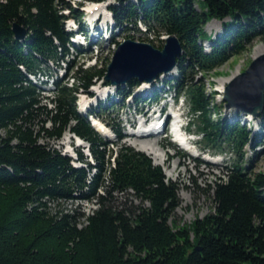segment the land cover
<instances>
[{"label": "trees", "instance_id": "obj_1", "mask_svg": "<svg viewBox=\"0 0 264 264\" xmlns=\"http://www.w3.org/2000/svg\"><path fill=\"white\" fill-rule=\"evenodd\" d=\"M84 1L106 0H79L75 7L66 0H0V264H264V174L224 165L212 189L213 213L171 226L176 185L144 153L120 144L117 124H109L115 142L91 125L89 117L103 121L118 102L77 110L78 95L92 96L89 89L106 74L69 61L70 47H77V58L87 53L65 29L68 19L79 23ZM115 2L107 7L114 29L142 24L144 33L179 40L180 78L171 87L186 100L188 122L194 121L205 150L222 154L227 147L239 155L245 146H263L264 109L256 136L238 121L213 119L217 108L195 76L240 55L255 39L264 41V0ZM211 21L221 24L218 36L205 34ZM13 23L26 30L23 40H15ZM110 42L118 46L113 34ZM50 65L64 75L58 78ZM47 83L50 108L42 94ZM138 83L117 86L115 96L132 97ZM151 85L146 101H157L160 91ZM67 131L87 144L89 156L75 150L79 166L50 145ZM129 196L140 204L133 206ZM75 201L96 208L87 215L50 208Z\"/></svg>", "mask_w": 264, "mask_h": 264}, {"label": "rangeland", "instance_id": "obj_2", "mask_svg": "<svg viewBox=\"0 0 264 264\" xmlns=\"http://www.w3.org/2000/svg\"><path fill=\"white\" fill-rule=\"evenodd\" d=\"M69 1L73 2L72 0ZM131 1L134 3L136 2V0ZM91 4H93V2L91 1L82 2V8L78 10L80 20L79 23L75 21V24H79V26H86V28L88 29L90 28L91 22L94 20L96 26V34L94 37L88 35L86 44H90V46L95 45L96 48H91L88 45V48H91L89 49L91 52H89L88 50H84L85 47L82 48V50L87 53L85 54V56L81 55L80 58H77V47H70L69 61L78 60L79 63H84L85 67H94L96 70L106 69L117 48L110 42L112 34L114 35V40L117 44L130 39L132 41L149 44L155 49H162L166 36L160 35L159 37H156V33H144L145 28L142 24H138L137 27L128 26L130 30L126 32L113 28L111 14L109 13L107 7L109 5H116L115 0L104 1L101 4L102 6L100 5V7L97 8V14H95L94 16H88V14H85V11H87V7ZM71 5L75 7V4L73 5L72 3ZM71 25V23L66 24L65 29L73 30ZM110 25L111 29L109 27ZM107 26L108 29L105 32ZM204 31L205 34H208L211 37L218 36L221 33V24L218 21H211L205 26ZM160 41H163V43H161ZM200 44L205 51H208L210 49V44L208 42L200 41ZM263 46L264 41L260 40L259 38L255 39L250 44V46L247 47L246 51H244L240 55L231 58L211 72L205 73L204 75L197 73L195 76V80L204 87L206 94L210 99L211 107L215 106L217 108L215 111H212V118H219L226 122L238 121L242 124H245L247 129L250 130L252 135L255 136L260 133V119L253 118L251 115H244L240 111H237L233 108L226 109L224 106L223 95L227 84L223 90L221 83L227 80L230 81L232 77H235L239 73H243L250 65L252 60L256 58L254 56V49ZM82 50L79 49V51ZM57 68L58 67H56L55 65H50L51 73L56 71L57 77L60 78L62 74L64 75V71L63 68L60 70ZM193 73L195 74V72ZM175 78H180V75L177 74L176 69L171 71L169 75H159L157 79L152 82V84L155 85V88L160 91V95L158 96H162L161 94L163 92L168 93L167 100H159L158 103V107L165 106L166 121L170 120V118L175 115L171 112L172 100L177 97V91L171 87ZM103 83H101L99 80L96 81L94 87L92 89H89V92L92 94V96L89 98L84 97V95H78L76 106L77 110L79 112L82 111L81 113H83V110H86L87 112V110L96 107L97 103L99 102H101L102 106L104 103H106L107 105L108 101L118 102V104L116 105L117 111L115 113L111 114V116L106 115L102 117L103 121L99 120V122H101L105 127L107 126L106 131L108 133L110 142H115L116 138L110 132L109 124L112 125L113 122L117 124L118 127L123 129V134H128V132L131 133L135 129L139 128V118H137L136 122L134 114H137V112L139 111H146L148 101H146L147 98H145V96H147V94L149 93L148 91L151 90L152 85L148 84L149 86H147L146 89L142 92L141 89H143V86H135L132 91V97L122 101L121 99H118L116 96L112 95L114 94L113 89H115V87L110 85L106 86ZM43 89L44 92H42V94L45 97L43 102L50 108L52 107V104L50 103V99H52V95H50L52 86L47 83L43 87ZM103 90H107L109 94H100L101 92H103ZM84 101H89L88 103L89 105L91 104V106L83 108V105L85 103ZM175 112L176 114L185 115L186 118L184 121L188 122L189 110L185 99L178 100ZM148 116L150 115L148 114ZM131 122H135L136 126H129ZM193 125L194 121H191V124L188 125L187 130L188 132L193 134V136H190V138L194 139V146L197 151L202 152V154H200L199 156H196L193 150H191L192 148L189 149L190 153H188L187 151L182 150L180 147H178L175 143L171 142L173 137L169 136L170 134L168 133V129H170V125L168 124L165 127L167 133L161 134L158 136V138L155 139L152 137L148 139L154 143H158L159 147L163 151L164 165L155 166L160 167L166 179L174 183L177 187L174 199V204L177 206V208L171 217V226L176 225L177 227H181L183 225H188L194 220L202 219L205 216L213 213L212 189L215 183H217L218 180L222 178L224 165L240 164L241 167H245L246 172L254 174H264V144L263 146L257 148L245 146L239 153V155H237L234 150L223 147V153L217 154L215 152V149H204L205 145L198 136L196 137L195 134L197 133V130ZM67 133L68 132L64 133L60 140L50 142V145L56 150L60 151L62 154H65L69 157L73 155V151L71 152L70 148H78L79 150H83V152L85 153L87 144L84 141V144H82V146L75 147L73 140H69L66 142L62 140L63 136H65V134ZM134 140L132 137H126L120 142V144L137 151L134 147H132ZM168 143H171V146H169ZM110 148H112V146H110ZM212 156H214V158L212 159L217 161L215 164H212L208 161ZM148 157L151 159L154 165V159H152L150 156ZM73 164H75V166H78L77 163ZM173 168L174 173L173 175H171V177H169L168 173ZM128 199L129 201H131L133 206L140 204L139 199L133 196H129ZM144 205L147 206V204ZM50 208L53 212L58 209L73 210L76 208L82 210L87 215L91 214V211L96 208V205L90 202L75 201L74 203H60L58 205L54 203L50 205Z\"/></svg>", "mask_w": 264, "mask_h": 264}, {"label": "water", "instance_id": "obj_3", "mask_svg": "<svg viewBox=\"0 0 264 264\" xmlns=\"http://www.w3.org/2000/svg\"><path fill=\"white\" fill-rule=\"evenodd\" d=\"M11 29L15 40L21 41L26 37V30L17 23H13ZM181 54V44L173 35L166 36L160 50L149 44L127 39L118 44L106 68L103 82L114 87L124 85L132 79L139 83L151 84L159 75L173 71ZM223 101L226 109L233 108L253 118L262 114L264 53L253 59L243 73L230 79L224 91Z\"/></svg>", "mask_w": 264, "mask_h": 264}, {"label": "bare ground", "instance_id": "obj_4", "mask_svg": "<svg viewBox=\"0 0 264 264\" xmlns=\"http://www.w3.org/2000/svg\"><path fill=\"white\" fill-rule=\"evenodd\" d=\"M102 6V5H101ZM100 5L96 4V5H92L88 7V12L90 16H94L95 14H97V8H99ZM71 31H74L71 30ZM95 34L94 32H92V36L94 37ZM264 53V46L263 47H258L254 49V56L257 57L261 54ZM171 72H169L168 74L165 75H169ZM229 82V80L224 81L221 83L222 89L224 90L226 84ZM141 85L140 87H142L143 89H141V92L144 91L146 89L147 86H149L146 83H138V86ZM149 92V91H148ZM109 94V92L106 90L103 92H101L100 94ZM178 114H176L174 117L170 118V121H172V136H173V142H175L178 146H180L181 148L185 149L186 151H188L190 153V150L186 148V143L184 142V138L181 137L179 135L178 132H175V130L173 129L174 127H176V125L178 124V119L177 116ZM160 120H162V128L159 130L156 126L157 124L160 122ZM160 120H152L148 125H143L139 123V128L135 129L134 131H132L130 134L132 135L133 138V146L137 151H141L143 153H145V155L150 156L152 159H154V165H159L162 166L164 165L163 163V151L162 149L159 147L158 143H154L150 140H148L149 138H158L159 135H161V133H166L165 127V118L164 119H160ZM97 130L99 132H101L103 135H107V131L106 128L97 123L96 124ZM69 133V132H68ZM65 134V136H63L62 140L64 142L69 141V140H73L74 141V146L75 147H79L82 146V144H84L80 139H77V137H74L72 134ZM129 133V132H128ZM217 161H212L211 163L215 164ZM174 173V168L172 170L169 171L168 175L169 177H171V175H173Z\"/></svg>", "mask_w": 264, "mask_h": 264}]
</instances>
